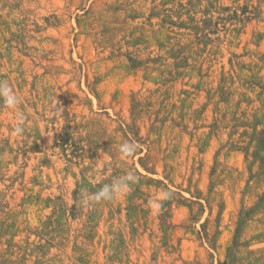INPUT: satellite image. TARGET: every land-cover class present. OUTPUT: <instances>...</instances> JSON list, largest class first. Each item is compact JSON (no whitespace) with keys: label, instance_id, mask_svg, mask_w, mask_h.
<instances>
[{"label":"rangeland","instance_id":"374dc122","mask_svg":"<svg viewBox=\"0 0 264 264\" xmlns=\"http://www.w3.org/2000/svg\"><path fill=\"white\" fill-rule=\"evenodd\" d=\"M0 82V264H264V0H0Z\"/></svg>","mask_w":264,"mask_h":264},{"label":"clouds","instance_id":"9594fccd","mask_svg":"<svg viewBox=\"0 0 264 264\" xmlns=\"http://www.w3.org/2000/svg\"><path fill=\"white\" fill-rule=\"evenodd\" d=\"M0 100L10 109H15L21 103V98L12 90L11 87L0 82ZM25 116L18 113L14 133L19 136L24 132ZM137 145L133 142H124L119 146L121 159L133 156L136 152ZM139 177L134 172H127L125 175L115 177L110 183H104L95 192L81 191L79 203L84 208H91L101 201H112L117 197L126 196L131 190V186L138 182ZM167 195V194H166Z\"/></svg>","mask_w":264,"mask_h":264}]
</instances>
